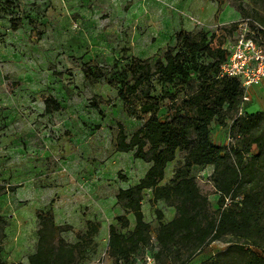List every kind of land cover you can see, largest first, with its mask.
Listing matches in <instances>:
<instances>
[{"label": "rangeland", "instance_id": "374dc122", "mask_svg": "<svg viewBox=\"0 0 264 264\" xmlns=\"http://www.w3.org/2000/svg\"><path fill=\"white\" fill-rule=\"evenodd\" d=\"M244 17L264 24V0H0V240L7 264L29 263L38 243L37 212L50 207L57 224L73 226L62 233L71 242L87 230L88 220L101 223L91 243L83 240L79 264H116L108 247L110 224L127 234L136 226L135 215L126 213L117 193L136 183L151 165L136 158L134 151L117 149L118 125L131 136L151 114L144 119L130 116L119 86L109 82L118 79L134 56L155 63L170 45H177L182 29L207 32L214 45L222 41L225 46ZM209 60L200 56L197 62ZM86 65L101 67L106 77L88 80ZM198 76L197 65H192L188 78L165 86L181 100L197 88ZM155 81L161 95L162 85ZM257 87L246 91L252 100L244 103V113L264 110ZM51 95L62 108L48 113L45 98ZM174 113L172 99H162L156 116L168 119ZM236 115L230 111L225 126L212 122L216 143L229 147L234 141L230 125ZM258 152L253 143L251 154ZM184 156L178 151L168 164L172 177ZM214 168L195 166L193 177L217 212L221 193ZM152 197V189H146L143 208L150 239L136 253L138 258L147 248L154 255L158 251L161 220L156 210L163 211L165 222L177 215L175 206L163 199L153 204ZM125 214L131 221L127 228L116 219ZM228 239L198 250L188 264L214 259L229 246ZM170 260L156 257V264Z\"/></svg>", "mask_w": 264, "mask_h": 264}, {"label": "trees", "instance_id": "16d2710c", "mask_svg": "<svg viewBox=\"0 0 264 264\" xmlns=\"http://www.w3.org/2000/svg\"><path fill=\"white\" fill-rule=\"evenodd\" d=\"M176 38L177 45H170L155 63L151 58L134 56L118 79L109 82L119 86L118 95L130 116L144 119L151 114L148 122L131 136L122 123L118 125L117 149L134 151L136 158L150 162L151 166L138 183L121 187L117 193L126 213L135 215L136 226L127 234L117 224H110V253L116 264H134V255L148 246L151 225L145 218L143 200L144 191L152 189L153 204L163 199L177 209V215L167 222L163 221V211L156 210L161 220L156 253L159 260L180 258L179 264H188L198 250L229 237L225 250L201 264H264V254L260 253L264 252V110L239 113L246 90L238 78L221 75V66L228 56L224 42L214 45L207 32L193 34L185 29ZM200 56L210 60L199 63ZM192 65H197L199 85L180 100L165 85L179 77L188 78ZM83 70L88 80L106 77L99 66L86 65ZM155 80L162 85L161 95L156 93ZM167 97L175 104V113L161 119L156 112L161 100ZM45 104L48 113L62 108L52 95L45 98ZM230 111L237 115L230 125L234 141L226 147L212 139L211 124L215 120L222 126L228 125ZM253 143L259 147L256 154H251ZM178 151L185 152L184 160L170 181L163 183L168 164L176 160ZM206 165L215 167L213 179L221 193L217 212L193 177L195 166ZM119 174L123 177L122 172ZM3 188L0 186V194ZM227 198L231 202L224 206ZM37 218V248L29 255V263L16 264H79L83 240L91 243L101 227L100 222L88 220L87 230L78 233V241L71 242L62 233L73 226L57 224L52 207L39 210ZM116 219L121 227L130 226L127 214ZM3 250L0 240V264H7ZM168 264L176 262L170 260Z\"/></svg>", "mask_w": 264, "mask_h": 264}, {"label": "built area", "instance_id": "2783aa9c", "mask_svg": "<svg viewBox=\"0 0 264 264\" xmlns=\"http://www.w3.org/2000/svg\"><path fill=\"white\" fill-rule=\"evenodd\" d=\"M227 60L221 66V75L236 77L247 91L252 86H258L264 81V24L253 17H244L235 28V37L227 41ZM252 100L245 93L240 106V114H244V103ZM241 200V197H239ZM231 200L227 198L224 206ZM156 239V238H155ZM261 254L264 252L260 251ZM136 264H156V255L149 248L142 258L134 255Z\"/></svg>", "mask_w": 264, "mask_h": 264}, {"label": "crops", "instance_id": "0c3cea01", "mask_svg": "<svg viewBox=\"0 0 264 264\" xmlns=\"http://www.w3.org/2000/svg\"><path fill=\"white\" fill-rule=\"evenodd\" d=\"M256 90H257V95L259 96V97H261V96H264V81L260 84V85H258V87L256 88ZM171 163V162H170ZM151 166V165H150ZM147 172V171H146ZM146 172H145V174H146ZM144 174V175H145ZM143 177V176H142ZM141 177V178H142ZM172 176H171V173H170V170H169V165H168V167H167V169H166V178L164 179V182H167V178H171ZM140 178V179H141ZM139 179V180H140ZM139 180L136 182V183H138L139 182ZM169 180V179H168ZM135 182H132V183H129V185H127V186H123L124 188H127V187H129V186H131V185H134V184H136ZM174 216H175V213H174ZM172 218H174V217H172Z\"/></svg>", "mask_w": 264, "mask_h": 264}]
</instances>
